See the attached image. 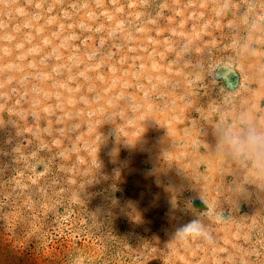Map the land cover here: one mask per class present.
I'll return each instance as SVG.
<instances>
[{
  "label": "rangeland",
  "instance_id": "1",
  "mask_svg": "<svg viewBox=\"0 0 264 264\" xmlns=\"http://www.w3.org/2000/svg\"><path fill=\"white\" fill-rule=\"evenodd\" d=\"M243 119L264 127V0H0V246L264 264V190L211 152ZM195 214L211 239L175 238Z\"/></svg>",
  "mask_w": 264,
  "mask_h": 264
},
{
  "label": "clouds",
  "instance_id": "2",
  "mask_svg": "<svg viewBox=\"0 0 264 264\" xmlns=\"http://www.w3.org/2000/svg\"><path fill=\"white\" fill-rule=\"evenodd\" d=\"M214 156L227 161L238 173V181L244 190L245 184H253L264 190V127L254 120L243 119L238 127L214 129ZM191 209V203L186 205ZM197 218L179 227L175 238L211 239L208 226Z\"/></svg>",
  "mask_w": 264,
  "mask_h": 264
},
{
  "label": "trees",
  "instance_id": "3",
  "mask_svg": "<svg viewBox=\"0 0 264 264\" xmlns=\"http://www.w3.org/2000/svg\"><path fill=\"white\" fill-rule=\"evenodd\" d=\"M11 257H12V254H11V251L8 249L7 245L0 246V264H18V263H20Z\"/></svg>",
  "mask_w": 264,
  "mask_h": 264
}]
</instances>
